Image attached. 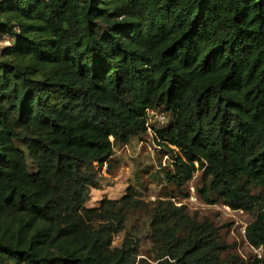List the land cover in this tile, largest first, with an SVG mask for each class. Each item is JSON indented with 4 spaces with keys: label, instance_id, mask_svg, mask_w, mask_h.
<instances>
[{
    "label": "trees",
    "instance_id": "16d2710c",
    "mask_svg": "<svg viewBox=\"0 0 264 264\" xmlns=\"http://www.w3.org/2000/svg\"><path fill=\"white\" fill-rule=\"evenodd\" d=\"M0 37V264H135L133 232L113 243L136 211L154 264H243L169 197L85 205L150 112L166 178L187 197L200 172L201 200L251 213L264 254V0H2Z\"/></svg>",
    "mask_w": 264,
    "mask_h": 264
},
{
    "label": "rangeland",
    "instance_id": "374dc122",
    "mask_svg": "<svg viewBox=\"0 0 264 264\" xmlns=\"http://www.w3.org/2000/svg\"><path fill=\"white\" fill-rule=\"evenodd\" d=\"M2 0H0L1 2ZM12 42L10 37H0V50ZM167 122V117L160 112H150L149 128L145 135L137 136L126 144L114 147V154L109 160L110 168L104 165L100 171V187L90 190L87 207H96L102 199H120L132 188L137 197L151 204L157 199L170 198L175 205H184L190 215L199 219H208L224 240L227 248L221 254L237 256L243 264H261L256 259H264L260 249H255L245 239V227L253 216L246 210H232L221 201L207 204L201 200L197 188L201 186L200 172L184 186V197L175 186L166 178L165 173L172 170L173 159L167 149L159 145L154 128H159ZM18 147L25 150L22 142L17 141ZM30 170L34 166L27 160ZM150 218L143 211H136L126 221L125 231L114 236V246H119L125 232L134 233L139 240V255L135 264H154L152 242L150 239ZM141 261H144L142 263Z\"/></svg>",
    "mask_w": 264,
    "mask_h": 264
}]
</instances>
